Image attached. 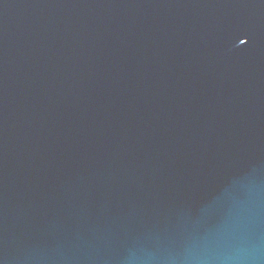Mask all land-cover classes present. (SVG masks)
Segmentation results:
<instances>
[{"label":"water","instance_id":"water-1","mask_svg":"<svg viewBox=\"0 0 264 264\" xmlns=\"http://www.w3.org/2000/svg\"><path fill=\"white\" fill-rule=\"evenodd\" d=\"M0 264H264V0H0Z\"/></svg>","mask_w":264,"mask_h":264},{"label":"snow or ice","instance_id":"snow-or-ice-1","mask_svg":"<svg viewBox=\"0 0 264 264\" xmlns=\"http://www.w3.org/2000/svg\"><path fill=\"white\" fill-rule=\"evenodd\" d=\"M246 42H247L246 39H240V41H239L240 44H245Z\"/></svg>","mask_w":264,"mask_h":264}]
</instances>
